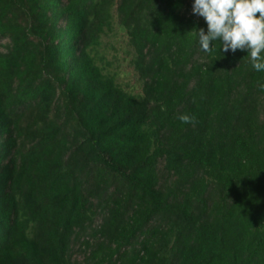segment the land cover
Wrapping results in <instances>:
<instances>
[{"label":"trees","instance_id":"1","mask_svg":"<svg viewBox=\"0 0 264 264\" xmlns=\"http://www.w3.org/2000/svg\"><path fill=\"white\" fill-rule=\"evenodd\" d=\"M192 2L0 0V264H264V72Z\"/></svg>","mask_w":264,"mask_h":264},{"label":"clouds","instance_id":"2","mask_svg":"<svg viewBox=\"0 0 264 264\" xmlns=\"http://www.w3.org/2000/svg\"><path fill=\"white\" fill-rule=\"evenodd\" d=\"M192 13L207 24L206 33L198 31L201 50L211 52L216 41L224 53L246 50L252 69L264 72V0H193ZM260 88L264 91V84ZM178 119L185 124L194 121L187 114Z\"/></svg>","mask_w":264,"mask_h":264},{"label":"rangeland","instance_id":"3","mask_svg":"<svg viewBox=\"0 0 264 264\" xmlns=\"http://www.w3.org/2000/svg\"><path fill=\"white\" fill-rule=\"evenodd\" d=\"M104 50L106 51L107 58L111 61H116V65H119L117 67L119 81L126 88L133 90L134 93H140V78L130 65L131 55L129 53L128 36L119 25H117L116 35L110 39H105Z\"/></svg>","mask_w":264,"mask_h":264}]
</instances>
